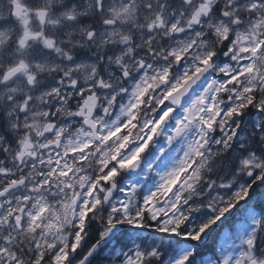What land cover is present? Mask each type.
I'll return each mask as SVG.
<instances>
[{"label": "snow or ice", "instance_id": "6c2138e0", "mask_svg": "<svg viewBox=\"0 0 264 264\" xmlns=\"http://www.w3.org/2000/svg\"><path fill=\"white\" fill-rule=\"evenodd\" d=\"M0 264H264V0H0Z\"/></svg>", "mask_w": 264, "mask_h": 264}]
</instances>
